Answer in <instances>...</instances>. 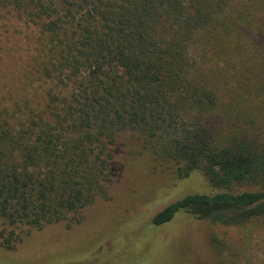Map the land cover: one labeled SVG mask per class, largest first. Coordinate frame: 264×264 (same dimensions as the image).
Returning a JSON list of instances; mask_svg holds the SVG:
<instances>
[{
  "label": "trees",
  "instance_id": "1",
  "mask_svg": "<svg viewBox=\"0 0 264 264\" xmlns=\"http://www.w3.org/2000/svg\"><path fill=\"white\" fill-rule=\"evenodd\" d=\"M9 2L37 39L32 71L0 89V247L14 246L20 227L70 216L69 226L107 197L109 143L131 130L160 175L135 200L155 208L113 235L107 226L91 255L74 247L73 261L126 234L115 258L155 264L161 252L148 242L186 233L174 221L181 209L197 221L264 227V0ZM196 177L207 190L171 197ZM136 237L146 238L143 252Z\"/></svg>",
  "mask_w": 264,
  "mask_h": 264
},
{
  "label": "rangeland",
  "instance_id": "2",
  "mask_svg": "<svg viewBox=\"0 0 264 264\" xmlns=\"http://www.w3.org/2000/svg\"><path fill=\"white\" fill-rule=\"evenodd\" d=\"M36 39V27L28 22L25 14L18 11L9 0H0V89L4 84L12 88L16 75L32 71L31 61L36 50ZM109 145L114 158L107 197H98L92 204L83 207L74 215L77 221L71 222L69 226L70 216L61 223L49 224L40 229H15L17 242L11 248L0 247V264H68V261H73L78 256L74 247H82L91 255L97 244L105 242L107 237L104 230L107 226L111 227L113 235L120 226H126L131 220L148 218V212H152L155 207L150 209L151 206H144L136 200L140 193L152 187L148 177L160 178V175L153 170L143 136L136 130L125 131ZM160 180V184L163 181L165 183V180L169 186L173 183L167 177ZM188 183L184 187L176 186V193L171 197L189 191L193 193L196 190H207L198 177ZM155 194L156 189H152L141 196L139 201L148 200L150 195ZM161 195L166 194L161 190ZM127 207L132 208V211L125 212ZM174 221L184 226L178 225V230L185 229L180 234L186 233L167 240L154 237L153 241L148 242L158 249L156 252H161L155 257L159 259L155 264H264V227L227 226L205 220L197 221L195 213L190 209H181ZM0 227L2 228L1 224ZM172 228L175 227L169 229ZM166 231V228H162L159 234L165 237ZM128 239L126 234L116 236L104 250L85 258L84 264H115L113 261L123 264L137 261L139 264H151L147 262L148 257L141 254L130 253L126 258H115L128 243ZM136 239L139 242L133 246L138 252H143L146 238ZM80 258L76 259L81 261ZM72 264L81 263L73 261Z\"/></svg>",
  "mask_w": 264,
  "mask_h": 264
}]
</instances>
